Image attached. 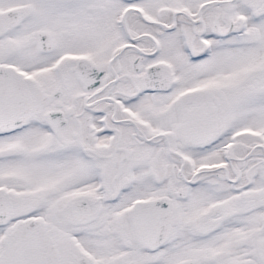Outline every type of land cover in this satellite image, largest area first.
<instances>
[{
  "label": "snow or ice",
  "instance_id": "snow-or-ice-1",
  "mask_svg": "<svg viewBox=\"0 0 264 264\" xmlns=\"http://www.w3.org/2000/svg\"><path fill=\"white\" fill-rule=\"evenodd\" d=\"M0 264H264V0H0Z\"/></svg>",
  "mask_w": 264,
  "mask_h": 264
}]
</instances>
